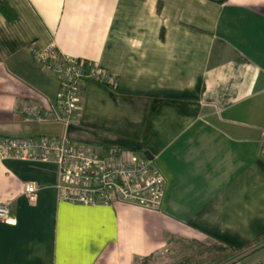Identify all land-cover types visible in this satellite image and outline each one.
Returning <instances> with one entry per match:
<instances>
[{"label": "crops", "instance_id": "crops-1", "mask_svg": "<svg viewBox=\"0 0 264 264\" xmlns=\"http://www.w3.org/2000/svg\"><path fill=\"white\" fill-rule=\"evenodd\" d=\"M0 13V139L60 136L103 152L148 151L159 209L57 197V165L0 157V264H138L172 244L250 245L264 264V0H6ZM105 69L86 78L77 120L58 121L56 76L33 47ZM37 102L49 116L24 114ZM36 182L34 204L22 193Z\"/></svg>", "mask_w": 264, "mask_h": 264}, {"label": "built area", "instance_id": "built-area-1", "mask_svg": "<svg viewBox=\"0 0 264 264\" xmlns=\"http://www.w3.org/2000/svg\"><path fill=\"white\" fill-rule=\"evenodd\" d=\"M40 68L53 73L60 86L57 93L58 121L66 128L77 120L82 83L93 78L112 83L109 73L97 64L64 55L55 44L33 47ZM37 121L49 116L37 102L24 109ZM261 155L264 160V138ZM0 157L32 161H53L57 165V197L72 203L112 204L126 202L146 209L161 207L165 178L153 160L141 154L109 148L99 152L74 142L64 133L60 136L4 137L0 139ZM36 182H25L22 193L34 204L38 197ZM0 221L15 225L8 202L0 203Z\"/></svg>", "mask_w": 264, "mask_h": 264}, {"label": "rangeland", "instance_id": "rangeland-1", "mask_svg": "<svg viewBox=\"0 0 264 264\" xmlns=\"http://www.w3.org/2000/svg\"><path fill=\"white\" fill-rule=\"evenodd\" d=\"M213 244L210 242L204 247L194 242L181 241L172 244L166 251L159 253L157 256L141 260L138 264H214L221 256V250L214 248L210 252L204 251L201 253V250L208 249ZM229 261L236 262L237 258L234 257Z\"/></svg>", "mask_w": 264, "mask_h": 264}, {"label": "trees", "instance_id": "trees-1", "mask_svg": "<svg viewBox=\"0 0 264 264\" xmlns=\"http://www.w3.org/2000/svg\"><path fill=\"white\" fill-rule=\"evenodd\" d=\"M211 1H214L218 4H223L227 0H211ZM0 13L9 21H14L18 17L16 10L14 8H12L6 0H0ZM194 243H196V242H194ZM198 244H200V243H198ZM200 245L205 247V245H207V244L201 243ZM249 247H250V245L235 248L233 246H229V245H226L223 243H221V244L220 243H214L212 245V247H209L208 249L204 248V250H201V253H203L204 251L210 252L214 248H216L217 250H221V256L219 257V259L216 260V263H214V264H232L235 262L234 261L230 262L229 260L234 258V257H236L237 260L243 258V256H240V254L245 249H247ZM150 257H152V256H150ZM150 257H147L144 259H148Z\"/></svg>", "mask_w": 264, "mask_h": 264}, {"label": "water", "instance_id": "water-1", "mask_svg": "<svg viewBox=\"0 0 264 264\" xmlns=\"http://www.w3.org/2000/svg\"><path fill=\"white\" fill-rule=\"evenodd\" d=\"M145 154H146L147 158L153 159V156L148 151H146Z\"/></svg>", "mask_w": 264, "mask_h": 264}]
</instances>
